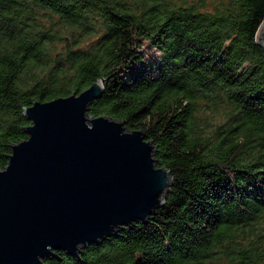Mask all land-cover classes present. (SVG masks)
I'll return each instance as SVG.
<instances>
[{
	"label": "trees",
	"instance_id": "16d2710c",
	"mask_svg": "<svg viewBox=\"0 0 264 264\" xmlns=\"http://www.w3.org/2000/svg\"><path fill=\"white\" fill-rule=\"evenodd\" d=\"M263 18L264 0H0V168L26 106L102 78L88 114L142 129L173 178L146 221L44 264H264Z\"/></svg>",
	"mask_w": 264,
	"mask_h": 264
},
{
	"label": "water",
	"instance_id": "95a60500",
	"mask_svg": "<svg viewBox=\"0 0 264 264\" xmlns=\"http://www.w3.org/2000/svg\"><path fill=\"white\" fill-rule=\"evenodd\" d=\"M256 40L264 48V18ZM103 90L98 78L23 109L27 137L0 168V264H44L55 249L76 255L164 203L173 178L144 131L88 114Z\"/></svg>",
	"mask_w": 264,
	"mask_h": 264
},
{
	"label": "rangeland",
	"instance_id": "374dc122",
	"mask_svg": "<svg viewBox=\"0 0 264 264\" xmlns=\"http://www.w3.org/2000/svg\"><path fill=\"white\" fill-rule=\"evenodd\" d=\"M191 2L192 1H197V0H190ZM208 3H210V1H208ZM86 44H84L83 46H85ZM209 117H213V115L212 114H209ZM218 120V119H217Z\"/></svg>",
	"mask_w": 264,
	"mask_h": 264
}]
</instances>
